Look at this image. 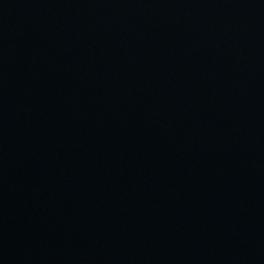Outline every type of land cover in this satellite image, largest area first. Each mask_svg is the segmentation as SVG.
<instances>
[{
    "label": "water",
    "instance_id": "obj_1",
    "mask_svg": "<svg viewBox=\"0 0 264 264\" xmlns=\"http://www.w3.org/2000/svg\"><path fill=\"white\" fill-rule=\"evenodd\" d=\"M0 264H264V0H0Z\"/></svg>",
    "mask_w": 264,
    "mask_h": 264
}]
</instances>
